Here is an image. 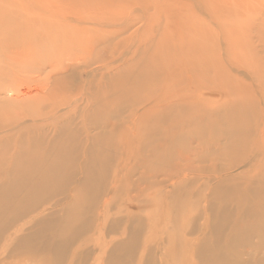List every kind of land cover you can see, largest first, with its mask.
I'll return each instance as SVG.
<instances>
[{"label":"rangeland","instance_id":"374dc122","mask_svg":"<svg viewBox=\"0 0 264 264\" xmlns=\"http://www.w3.org/2000/svg\"><path fill=\"white\" fill-rule=\"evenodd\" d=\"M81 1L98 7L116 6L100 11L113 17V30H125L108 53L102 56L94 50L89 54L94 59L92 65L69 76L77 86L100 82L106 74L100 69L106 67L115 74L120 102L112 110L114 133L102 157L103 167L94 172L95 179L74 207L80 209L70 211L71 222L68 210L60 209L73 204L74 200L68 198L74 188L71 181L73 184L83 178L75 164V168L57 167L54 171L37 169L43 179L48 175L53 183L15 209L0 210L1 229L16 219L21 221L27 208L35 210L48 204L46 200L61 204L47 211L44 227L34 226L30 241L7 248L0 255V264H216L225 250L244 264H264V233L257 231L256 212L248 210L264 194V0ZM206 1L215 9L206 6ZM78 3L0 0V12H28L43 20ZM202 30L207 31L208 39ZM182 43L207 50L209 73L199 77L205 85L196 87L183 77H170L180 72L181 63L171 64L182 58ZM146 63L155 65L152 72L146 71ZM204 69L200 65L199 71ZM15 89L0 93V110L9 111L0 116V127L8 126L1 130L2 141L11 142L13 147L21 141L27 145L35 140L33 154L38 156L49 150L58 134L63 138L73 136L70 143L75 140V145L84 139L83 123L87 125L85 114L92 107L91 100L76 102L72 93L65 100L56 97L44 101L47 92L42 91H32L22 98L14 95ZM62 102L76 103L79 110H69ZM189 109L214 114L217 128H209L207 120L196 113V121L186 122L183 128L173 127L175 115L184 119ZM53 110L59 115L67 112V116L52 118ZM169 111L172 113L167 119L154 120L157 125L148 128L147 117ZM230 115L236 116L235 121L246 130L228 129ZM63 128L66 132L61 131ZM15 153L11 148L5 156ZM76 156L75 151L69 154L70 163H75ZM54 182L60 185L53 186ZM2 185L5 197L17 194V186L9 179ZM229 213L234 215L229 217ZM218 214L222 219L216 221ZM240 217H245L244 223L232 233L231 227ZM88 238L91 244L81 246ZM229 242L234 244L230 248ZM3 249L0 242V252Z\"/></svg>","mask_w":264,"mask_h":264},{"label":"bare ground","instance_id":"6f19581e","mask_svg":"<svg viewBox=\"0 0 264 264\" xmlns=\"http://www.w3.org/2000/svg\"><path fill=\"white\" fill-rule=\"evenodd\" d=\"M77 1L79 3L76 5L73 4L72 5L73 7H69L67 10L62 12L53 13L54 15L53 17L45 18L43 20H41V17L37 15H32L28 12H22V13L16 11L0 12V84L8 85L6 87L0 86V93L7 91L13 92L14 89L16 88L17 89V90L15 89L16 94L14 95L21 96L22 98L28 96L30 93H32V91L35 92L42 91L43 93L47 92L46 96L44 98L42 97L44 101L54 100L56 97L58 98L61 97L65 100L67 99V96H71L72 93L77 98L76 102L78 101V99L80 102L82 101V103L85 100L92 101V107L89 110L87 109L88 112L85 114L87 125L83 123V130L85 137L80 141L79 144L77 142L78 145H75L74 143L75 140L72 143H70L73 136L72 137L68 136L67 138L66 137L63 138L58 134V138L55 137L56 140L49 145V150H47L46 152H42L40 155L37 156L36 152L35 154H33V146H34L33 142L35 140L34 141L32 140L33 142L27 143V145H24L25 143L23 144L21 141V144L18 145V143H20L18 142L16 145L11 147L10 144L11 142L9 143L8 141H2V138H0V178L2 177L1 174L3 173L2 181L0 179V184H1L0 210H3L4 212L9 211L11 209H15L30 195L39 192L41 188H43L50 182L53 183L51 178L49 179L48 175H47V179L46 178L43 179L44 177L41 174L39 175L40 171L37 169H41L43 171L44 170L54 171L57 167H61L60 169L63 168L68 169V168L76 167L79 173L84 174L83 178L81 179V181L79 182L76 181L73 184L71 181V186L74 185V188L71 189L72 191L69 193L68 198L70 199L72 198L74 200L73 204L69 207L68 206L65 207V205H63L60 209V211L64 210L65 212L68 210V212L66 213H69L68 214L70 216L69 221L71 222L72 213L70 214V211L75 212L80 209L79 208L76 210V208L74 207L75 205H78L81 202L80 200L82 194H85V192L87 191V189L85 190V188L93 181V179H95L94 172L103 167L102 157L104 153L107 151L106 147H108V143L114 133V128H115V120H114V115L112 114V110L114 109L117 102H120V99L118 100L117 98L119 91L116 89V85H115V81H116L115 74L112 75V71H110V68L106 67L100 69L106 72V74L104 73L102 74L103 77L101 78L100 82L94 84H92L93 82L91 84L82 83V85L79 84L77 86L69 81V76L71 77V75L74 72L76 73V71H79V69L84 70L92 65L94 59L89 56L92 55L94 50L99 51V53H101L102 56L108 53L110 49L114 48L115 43L119 41L120 36L125 32V30H115V29L113 30V27L116 26L113 17L110 15H106L105 13H102L100 11L101 9H106V8L117 9L116 6L109 4L104 7L103 6L98 7L95 6L94 1H91L94 5L90 4V2L88 4L85 1H81V0H77ZM205 3L206 6H208L210 9L211 8L215 9V7H213V5L208 1H206ZM47 16L48 15H45L43 17H47ZM201 32L205 37V39H208L207 31L202 30ZM187 46L188 45H185L183 43L181 44V48L179 49L182 58H177V60L175 59L173 61L174 63L171 64L174 66L176 65L179 66L181 63V65L179 66L180 72L178 71L173 72V74L170 77L172 79L183 77L182 79H185L192 86H196V87L197 85L200 86L205 85L206 82L204 81V79L203 78L200 79L199 77L202 74H204L203 76H205L209 73V69H208L209 61H207L208 59L207 50H205V47L194 48L191 45H190L191 47L190 46L187 47ZM146 65H145L146 71L153 70V67L155 66L153 65V67H150L152 65H149L148 63H146ZM200 65H203L205 69L199 71ZM130 66L132 65H128L127 67ZM139 69L143 70L144 67L140 66ZM45 74L47 75L44 76L43 79L38 78L40 75H45ZM33 86L35 87L33 88ZM82 90H84V92H82ZM62 104H64V102H62ZM67 105L69 106L68 107L69 110L70 107L79 110L76 103L73 106L71 105V103L69 104L67 103L62 106H67ZM4 111L9 112L7 110L2 111L1 109L0 116L6 115ZM189 111L190 114H188V116L184 119L181 118L178 114L175 115V117L172 120L173 127L183 128L184 126H187L186 122L196 121L193 117V113H196V114H200L201 118L207 120L208 124H210L211 126L209 128L212 129L217 128L218 119L214 114L209 113L206 110L203 111V110L189 109ZM58 113H55V110H53L51 112L52 118H54L56 115H59ZM168 113H172V111L151 114L149 117L146 118L147 121L146 125L149 124L147 125L149 129L151 127L156 126L158 121L155 124L154 120L159 119L164 121L165 119H167ZM59 116L64 118V116H67V112L66 114L63 113L62 115ZM31 117L33 118V116ZM235 120H236V116L230 115L227 118L226 122L228 129L240 128V130H246L243 129L241 123ZM5 127L6 128L8 127L7 124H4L2 125V127H0V134H2L3 131L1 132V130H3ZM61 131L66 132V129L64 131L63 128ZM261 132H264V128L262 129ZM89 133L91 134V136ZM244 136H246L245 131H244ZM23 138L26 139L25 137ZM24 139L23 142L25 141ZM30 140L28 138V141ZM78 147H79V151H77ZM231 147L232 146H228V150L231 149ZM11 148L16 150L15 155L14 154L8 155L6 157L5 154H9V152H11ZM72 151H75L77 156L79 155L78 159L74 161L75 163L73 164L70 163L72 160L68 159L69 154ZM39 157H43V158H39ZM34 172L35 173L37 172L36 173L37 175L33 176ZM7 179L12 181L14 186H17L16 189L17 194L11 197L10 196L5 197V191H4L5 185H2V182H5ZM56 185H60V184L54 182L53 186ZM59 192L58 194H61ZM72 194H74V196L78 195V197L80 198L73 197ZM254 194L256 196L257 193L255 192ZM252 197L254 196L252 195ZM29 199H31V197ZM51 201L53 203L46 200L45 202H47L48 204H43V205L41 204L42 206L40 208L39 207L36 208L35 210H33L32 208H27L26 213L22 215L23 219L21 221H19V219H16L13 221L12 224L8 225V227H3L0 229V242H2V246L4 248L0 252V255H2V253H4V251L7 250V248H9L12 245L13 247L17 245L19 246L20 241L21 242L30 241V239L33 236V234L32 235L30 234L33 232V228L35 225H37V227L39 228L45 226L46 220H48L47 211L50 208H52V206L57 207L58 205H61L58 203V201L55 200H51ZM248 210L256 212L257 218H259L257 220L259 224L256 225V228L259 227L257 231H260V233H264V194L261 193L258 197V200H254L251 206L248 208ZM231 214L232 213H229L227 215L230 217ZM101 215L104 217L103 212ZM218 215H216V221L222 219L220 218V215L218 218L217 217ZM52 216L54 217V215ZM66 217H68L67 214ZM245 217L242 218L240 217L235 220V223L231 227L232 233H234L233 231L241 228L242 223H244L242 219H244ZM1 222H3V219L0 213V225ZM223 227L225 226H222V228ZM245 229L246 227L242 228L240 231ZM57 234L59 235V232ZM33 240L37 241V239H33ZM91 242L92 241L89 238L85 239L81 243V246L89 245L91 244ZM233 245L232 242L231 243L229 242L228 244L229 248L232 247ZM69 251L70 250H68V252ZM74 251L75 253L73 252V255L76 254L77 249L76 250L74 249ZM225 251L219 254L218 259H216L215 261L216 264H244L241 261H239L237 258L234 257L231 258L228 254V251L226 252ZM45 259L47 260L48 258L45 257ZM45 259H42L44 260L43 261L44 263L46 262ZM112 260L115 259L113 258Z\"/></svg>","mask_w":264,"mask_h":264}]
</instances>
